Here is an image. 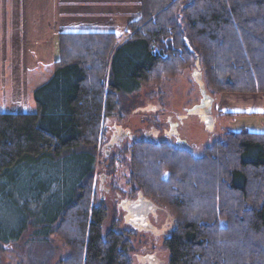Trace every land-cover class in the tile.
<instances>
[{
	"label": "trees",
	"instance_id": "16d2710c",
	"mask_svg": "<svg viewBox=\"0 0 264 264\" xmlns=\"http://www.w3.org/2000/svg\"><path fill=\"white\" fill-rule=\"evenodd\" d=\"M58 49L53 79L35 91L36 111L0 112V181L69 156L85 158L69 192L51 199L50 214L43 211L49 231L36 240L49 241L51 233L63 241L70 255L57 264H132L129 240L105 230L109 209L93 196L102 122L117 111L121 93L175 76L195 66L197 58L213 92L264 94V0H140V11L123 33L60 34ZM127 152L129 184L169 208L175 219L164 241L169 264H253L254 259L264 264L263 132L229 131L200 158L149 140L133 142ZM191 167L200 177L210 168L214 173L196 189L197 176H183ZM165 184L198 192L199 205L191 208L172 188L162 191ZM36 192L35 187L25 199L29 204ZM4 217L8 225L17 221L11 211ZM225 237L229 253L239 237L263 249L250 254L249 246L241 245L242 252L229 258L216 247ZM10 242L0 239V245Z\"/></svg>",
	"mask_w": 264,
	"mask_h": 264
},
{
	"label": "rangeland",
	"instance_id": "374dc122",
	"mask_svg": "<svg viewBox=\"0 0 264 264\" xmlns=\"http://www.w3.org/2000/svg\"><path fill=\"white\" fill-rule=\"evenodd\" d=\"M25 1L0 0V112L16 113L36 111L35 91L53 79L52 76L55 74L52 65L54 61V51L52 49V59L49 60V63H39L34 67L32 66L33 62L28 60V67H25L23 71L22 79L24 81L22 82L21 80L19 84L12 83V80L23 70L19 60L21 58L23 59L25 55V53H21V46L17 43L18 33L13 35V44L10 41L9 32L12 27L13 18L17 15H24L27 12L44 14L45 21L41 19V22L49 20L53 22L57 21L59 24L61 23L58 19L59 10L55 2L50 1L43 5H29L25 4ZM67 1L69 0H59L61 3ZM127 1L135 2L136 5L139 3V0ZM65 14H67V11H64ZM69 14L66 18L68 21H78L79 18L83 19L80 14L74 15L71 18ZM76 26L79 27L80 25ZM23 34L25 36L24 40L27 42L26 46H38L35 39H32L30 36L27 37L25 32ZM52 38L56 60L59 58V35L52 36ZM47 40H49V37L43 36L38 41L43 42ZM42 44L39 43V45ZM14 63H17V66L13 67ZM194 69L195 66L187 67L175 76L163 78L161 82H150L141 85L139 89L124 91L117 98V111L113 116L104 119L101 125L100 145L97 152L96 169L93 177V196H96V204L104 203L106 208L109 209L105 230L111 228L117 232H122L126 235V239L129 240L130 249L128 254L132 260V264H140L136 255L141 254V251L144 249L147 251L152 250L156 253L157 257L161 261H164L163 264H169V253L164 247V238H159L156 242L149 235L140 234L136 230H133L126 223L123 209L119 207L121 200L135 198L137 195L135 189L129 184L131 183L129 164L131 157L129 152H127L129 146L135 141L146 140L147 138L143 135L144 132L150 130L154 125H158L155 123L156 121L160 122L164 129L170 130L171 126L168 124L169 121H175L181 118L182 124L179 127L181 143L179 144L183 146H177L174 138L168 139L162 132L160 133L159 143L166 142L174 147L186 149L194 158L202 157L206 148L214 142L222 140L224 135L229 131L249 129L264 132V100L262 105L257 103V101H252L254 98L251 96L255 95L218 94L206 87L207 95L213 99L211 115L215 119L213 132H208L199 117L190 112L199 106L202 100L199 86L192 76ZM202 75L203 81L205 82L203 70ZM224 98L227 102H232L230 107H228ZM148 104L161 106L162 111H157L156 113L143 111L142 108ZM19 105L22 107L21 109ZM138 108H141L140 111L137 110ZM116 122L123 123L124 127L130 128L134 135V140L130 141V143L127 142V144L124 143L120 150L111 152L109 158H105V144L108 132ZM79 156H69L67 159L56 162L52 166L44 168L39 166L31 171L27 170V172L20 171L18 176L10 175L6 177L7 181H0V205L7 209V211L0 213V221L4 224L0 226V239L2 241H11L8 244L4 243V245H0V264H57L61 258L70 255V250L56 234H48L47 237L51 240L46 242L42 240L38 241L36 237H44L49 231L48 225L50 219L49 217L43 216L42 213L43 211L47 214L52 212L51 199L58 192H64V195L66 190L69 192L81 169L86 165L87 160ZM189 170H185L186 173L183 176L189 179L197 176L198 183L192 181L196 189L199 188L200 182L209 181L212 173H214L210 168V170H207L208 176L200 177L195 174L198 170L192 167ZM142 174L147 175L146 171L144 173L142 172ZM101 175L107 177L105 181V187L108 189L107 192L101 191L98 188ZM176 178L180 179L179 173L176 174ZM8 181L12 185L8 184ZM35 187L37 190L35 198L29 204V201L25 199L28 195L34 194ZM159 187L162 188V191L166 188H172L174 191L183 193V198H187V201L191 202V204L189 203L191 208L199 205V203H195L198 200L195 198V195H199L198 192L195 194L186 185L177 187L174 185L173 187L172 184H165ZM151 188L155 189L154 184ZM143 194L154 201L151 195L146 192ZM227 199L229 200L228 192L225 193V200L227 201ZM167 209H163L165 213H160L162 216L161 221H163L165 214L172 215L169 213L171 212L170 209L168 210L169 212ZM10 211L17 217L14 225H8L7 223L10 219L4 217L6 214H10ZM230 227L229 225L228 229ZM232 228H235L234 225ZM229 237L234 236L229 234ZM227 239L225 237L219 240L218 243L216 241V247L218 251L224 250L229 258H234L239 253L238 250L242 252L239 249L241 245L249 246L250 254H257L260 250L257 249L256 245L246 244L244 238L239 237L238 242L235 243L237 244L235 251L229 253L227 251L228 247H225L228 246ZM242 255L244 254L240 256ZM241 262H243V259ZM246 262L247 260L244 261V264ZM258 263H260V259L253 260V264Z\"/></svg>",
	"mask_w": 264,
	"mask_h": 264
},
{
	"label": "crops",
	"instance_id": "0c3cea01",
	"mask_svg": "<svg viewBox=\"0 0 264 264\" xmlns=\"http://www.w3.org/2000/svg\"><path fill=\"white\" fill-rule=\"evenodd\" d=\"M50 1H53L57 4V9L59 10L58 19L61 21L60 24L57 21L53 22L49 20H47L46 22H41V19L45 21L44 14L25 12L24 15H17L13 18V22L11 24L12 27L9 32L10 41L13 44V40H12L13 35L18 33L17 43L21 46L20 49L21 53H25L23 59L21 58L19 60L23 70L17 77L14 78V80H12L13 84H19L21 83V80L22 82L24 81V79H22L23 71L25 67H28L27 66L28 60L30 62H33L32 66L34 67H36L39 63L40 64L49 63V60L52 59V49H53L54 51L53 63L55 62V49L53 46L52 36L55 37L56 35H60L62 33L89 34V35L100 34V33H115V32L123 33L128 23L132 21L140 11V4H139L140 0L138 5H136L135 2L127 1V0H69L65 3H61L59 2V0H26L25 4L43 5L44 3ZM64 11H67V14L64 15ZM68 14L70 15V18L74 15L80 14L83 17V19L79 18L78 21H74V20L68 21L66 20ZM76 25H80V26L78 27ZM24 32L25 35L27 34V37L30 36L32 39H35L37 41L38 43L37 47L34 46L29 47L28 45L26 46L27 42L24 40L25 37L23 34ZM43 36H48L49 40L39 42L38 40H41ZM22 39H23V43H22ZM31 41L33 42V40ZM39 43H43V44L39 45ZM16 64L17 63H14L13 67L17 66ZM16 78L17 80H15ZM263 96L264 95H258V94H256L255 96H251L252 98H254L252 99V101L254 102L257 101V103L263 105V100H264ZM224 101L227 103L228 107L231 106L232 102H227L225 98ZM21 108L22 107L20 106V109ZM253 132H257V131H253Z\"/></svg>",
	"mask_w": 264,
	"mask_h": 264
},
{
	"label": "flooded vegetation",
	"instance_id": "af4514ba",
	"mask_svg": "<svg viewBox=\"0 0 264 264\" xmlns=\"http://www.w3.org/2000/svg\"><path fill=\"white\" fill-rule=\"evenodd\" d=\"M151 105L152 104H148L145 107L151 106ZM155 106H157L159 109H156V110L150 111V112L156 113L157 111H159V112L162 111L161 106H158V105H155ZM145 107H143V108H145ZM140 109L141 108H138L137 110L140 111ZM155 123H157L158 125H154V127H151L150 130L144 132L143 135L145 138H147L146 140L153 141V142H159L160 133L162 132L164 134V136H166L168 139L174 138L175 142L177 143V146L182 145V144H179V143H181V139H180V133L181 132L179 131V127L182 124V118L179 120H175V121H169L168 124L171 126L170 130L164 129L163 125H161L160 122L156 121ZM118 126H121L124 129H128V130L130 129V128L124 127L123 123H119V122H116L115 124L112 125V127L110 128V130L108 132L107 141L105 144V147H106L105 158H109V155L111 154V152L116 151V150H120V148L123 146L124 143L125 144H127V142L130 143V141L132 140L131 131L129 130L130 131L129 136L124 137L123 135H121V132L116 131ZM163 141H167V140H163ZM106 179H107V177L102 175L99 178V185H98V188L101 191H105V192L108 191V189L105 187ZM129 199H134V198H129ZM102 200H103V198H102ZM160 213H165V212L163 209H161L158 206L156 212H154L153 214H150V216H149V221H150L149 227L144 229V231L142 230V231L138 232L136 230V232H138L140 234H144V235H149L156 242L159 238H164V240H167L174 231L175 219H173V217L171 215L165 214L163 221H161L162 216L160 215ZM160 221H161V223L158 224ZM140 257H141V260H139ZM136 258L138 259L140 264H163L164 263V261H161L160 258L157 257L156 253H154L152 250L147 251L146 249H144L141 251V254L136 255Z\"/></svg>",
	"mask_w": 264,
	"mask_h": 264
},
{
	"label": "water",
	"instance_id": "95a60500",
	"mask_svg": "<svg viewBox=\"0 0 264 264\" xmlns=\"http://www.w3.org/2000/svg\"><path fill=\"white\" fill-rule=\"evenodd\" d=\"M192 76L194 81L199 86L202 100L201 104L190 112L199 116L201 122L205 125V129L208 132H213L215 127V119L211 115L213 99L209 97L206 93V86L205 82L203 81L199 58L196 59L195 69L192 73ZM155 109V107H147L144 110L150 111ZM116 131L121 132V135H123L124 137L130 135V131L128 129H123L121 126H118ZM119 207L122 208L123 211L126 213V223L138 231H142L149 227V215L156 212L158 208L156 204L145 198L142 193L139 194V196L135 200H121L119 203ZM139 260H141V257L139 258Z\"/></svg>",
	"mask_w": 264,
	"mask_h": 264
},
{
	"label": "bare ground",
	"instance_id": "6f19581e",
	"mask_svg": "<svg viewBox=\"0 0 264 264\" xmlns=\"http://www.w3.org/2000/svg\"><path fill=\"white\" fill-rule=\"evenodd\" d=\"M144 231V230H143Z\"/></svg>",
	"mask_w": 264,
	"mask_h": 264
}]
</instances>
